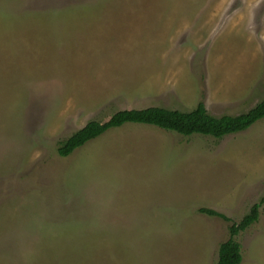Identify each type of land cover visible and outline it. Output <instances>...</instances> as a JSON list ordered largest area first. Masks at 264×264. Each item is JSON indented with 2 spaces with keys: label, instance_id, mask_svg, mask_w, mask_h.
I'll return each instance as SVG.
<instances>
[{
  "label": "rangeland",
  "instance_id": "374dc122",
  "mask_svg": "<svg viewBox=\"0 0 264 264\" xmlns=\"http://www.w3.org/2000/svg\"><path fill=\"white\" fill-rule=\"evenodd\" d=\"M264 95V0H0V264H214L264 195V117L219 139L90 120ZM206 207L228 219L199 211ZM233 239L264 264V203Z\"/></svg>",
  "mask_w": 264,
  "mask_h": 264
},
{
  "label": "trees",
  "instance_id": "16d2710c",
  "mask_svg": "<svg viewBox=\"0 0 264 264\" xmlns=\"http://www.w3.org/2000/svg\"><path fill=\"white\" fill-rule=\"evenodd\" d=\"M264 117V95L252 107L238 114L213 115L199 101L191 110H180L162 106L122 109L114 112L108 120L101 122L90 120L84 126L61 140L56 148L59 156L69 155L74 149L87 141L98 137L111 128L125 123L151 125L163 130L175 132L182 136L199 134L219 139L225 135L241 132L254 122ZM264 203V195L253 203L242 218L229 226V237L219 244L218 256L214 264H239L241 261L239 244L233 239L240 231L245 230L257 220L259 207ZM199 211L210 216L228 219L222 213L202 207Z\"/></svg>",
  "mask_w": 264,
  "mask_h": 264
}]
</instances>
